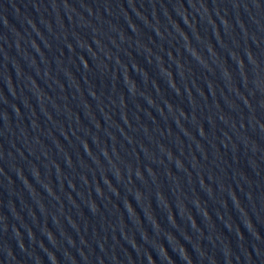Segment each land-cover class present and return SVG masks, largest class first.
Masks as SVG:
<instances>
[{
	"label": "water",
	"instance_id": "95a60500",
	"mask_svg": "<svg viewBox=\"0 0 264 264\" xmlns=\"http://www.w3.org/2000/svg\"><path fill=\"white\" fill-rule=\"evenodd\" d=\"M0 264H264V0H0Z\"/></svg>",
	"mask_w": 264,
	"mask_h": 264
}]
</instances>
